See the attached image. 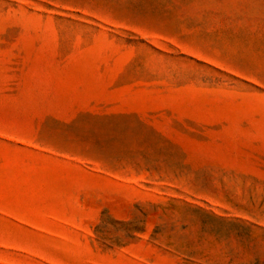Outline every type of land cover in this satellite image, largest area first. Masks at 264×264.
Returning <instances> with one entry per match:
<instances>
[{
  "label": "rangeland",
  "instance_id": "1",
  "mask_svg": "<svg viewBox=\"0 0 264 264\" xmlns=\"http://www.w3.org/2000/svg\"><path fill=\"white\" fill-rule=\"evenodd\" d=\"M0 264H264V0H0Z\"/></svg>",
  "mask_w": 264,
  "mask_h": 264
}]
</instances>
